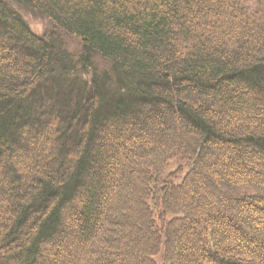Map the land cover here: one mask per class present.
I'll return each instance as SVG.
<instances>
[{
    "label": "trees",
    "instance_id": "1",
    "mask_svg": "<svg viewBox=\"0 0 264 264\" xmlns=\"http://www.w3.org/2000/svg\"><path fill=\"white\" fill-rule=\"evenodd\" d=\"M0 264H264V0H0Z\"/></svg>",
    "mask_w": 264,
    "mask_h": 264
},
{
    "label": "rangeland",
    "instance_id": "2",
    "mask_svg": "<svg viewBox=\"0 0 264 264\" xmlns=\"http://www.w3.org/2000/svg\"><path fill=\"white\" fill-rule=\"evenodd\" d=\"M23 19L26 21L30 29L37 35H42L45 32L52 29V25L49 22V20L44 17L37 14H32L31 12L26 11H19ZM59 35L68 50V52L74 57V59L77 62V68L82 67L81 61H79V58L82 53V39L74 34L66 33V32H59ZM93 67L96 71H105L109 70V63L102 57L98 55H94L93 57ZM82 75H84L85 71L82 70ZM188 169V165L186 162L175 159L168 163L167 167L164 170V175H170L175 173L173 176H169L168 179L172 180L174 183H179L184 176L185 172ZM156 259H158L157 256H155Z\"/></svg>",
    "mask_w": 264,
    "mask_h": 264
}]
</instances>
